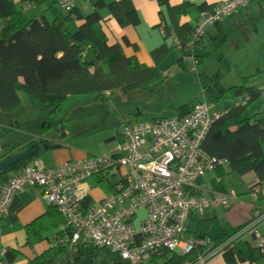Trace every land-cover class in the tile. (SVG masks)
Listing matches in <instances>:
<instances>
[{
  "label": "trees",
  "instance_id": "trees-1",
  "mask_svg": "<svg viewBox=\"0 0 264 264\" xmlns=\"http://www.w3.org/2000/svg\"><path fill=\"white\" fill-rule=\"evenodd\" d=\"M86 1L75 3L69 10L60 6L61 12L50 22L45 15L29 18L13 0H0V162L34 143L39 146L27 160L0 171V190L15 174L40 159L46 150L45 143L50 147L45 141L46 132L54 129L59 140L70 134L66 120L58 117L69 97L91 94L107 102L139 89L150 90L153 84L164 79L161 66L178 48L188 52L176 61L182 70L187 69L190 59L201 63V53L205 50L221 59L225 43L241 44L240 16L246 14L253 22L259 19L241 8L196 34L200 15L211 12L218 4L197 5L184 1L172 5L170 0H154L160 7L158 28L163 30L164 41L151 51L153 64L149 66L126 53V48H138L127 36L111 42L106 32V16L122 28L136 27L140 23L137 12H126L116 0H95L93 9L84 13L81 5ZM187 16L191 20L183 21ZM260 19L264 22V8ZM71 23H78V27L71 30ZM263 75L264 69H257L243 76L239 85L229 88L223 87L220 72L199 74V80L207 100L216 107L224 105L217 111L219 116L213 120L202 143L203 152L209 158L227 161V165L216 166L209 172L212 190L229 192L225 181L228 174L235 173L242 178L254 174L258 181L250 192L259 189L264 202V110L250 111L264 96V85L254 84V79ZM22 92L40 101L41 115L37 119L20 122L15 118L22 107ZM194 105L187 103L178 107V116L187 114ZM124 176V170L116 166L91 178L109 195L124 184ZM81 204L88 208L95 201L88 194ZM262 221L264 209L258 210V215L253 213L248 222L237 227L227 226L224 234L211 239L207 236L212 219H201L195 230L185 228L184 238L194 242L189 253L164 248L151 255L150 263L199 264L202 256L207 257V262L216 253H222L227 264H264V248L259 246L255 230ZM26 234V245L30 247L43 241L49 245L26 264H130L108 248L72 243L73 226L53 205L26 226ZM247 234L251 235V242L245 241L244 251L236 243ZM16 258L17 252L11 249L1 256L6 263Z\"/></svg>",
  "mask_w": 264,
  "mask_h": 264
},
{
  "label": "built area",
  "instance_id": "built-area-1",
  "mask_svg": "<svg viewBox=\"0 0 264 264\" xmlns=\"http://www.w3.org/2000/svg\"><path fill=\"white\" fill-rule=\"evenodd\" d=\"M81 1L59 0V4L69 10ZM250 1L219 3L211 12L200 15L196 34ZM215 108L205 99L182 116L127 124L121 141L107 157L71 159L52 169L34 160L2 186L0 222L16 195L42 187L49 203L73 226L72 243L108 248L130 264H149L151 255L164 248L189 253L194 242L184 238L188 217L239 201L234 191L211 192L201 180L216 166L227 165L225 160L209 158L202 149L213 120L219 116L213 112ZM116 166L124 170V184L98 204L83 208L82 200L89 194L83 181ZM251 195L257 198L258 191ZM140 211L146 215L136 225ZM253 213L258 215V210ZM256 233L259 246L264 248V234ZM206 260L202 256L198 263L206 264Z\"/></svg>",
  "mask_w": 264,
  "mask_h": 264
},
{
  "label": "crops",
  "instance_id": "crops-1",
  "mask_svg": "<svg viewBox=\"0 0 264 264\" xmlns=\"http://www.w3.org/2000/svg\"><path fill=\"white\" fill-rule=\"evenodd\" d=\"M58 1L59 0H13V3L17 8L22 9L29 18L32 19L40 18V16L45 15L47 20L52 22L55 16L61 12V7ZM94 1L95 0H88L82 3L81 8L84 13H87L93 9ZM106 1H110V0H106ZM116 1L126 12L136 11L139 16L140 23L136 27L129 26L126 28H122L116 23V21L112 20L109 16H106L105 13L106 16L105 18L107 20L106 32L110 37V41L114 42L118 39H121L124 36H127V38H129V40L132 43L136 44L138 48L137 50H134L132 48H126V53L130 56L131 55L136 56L140 62L151 66L153 64V60L151 58V51L154 48L160 46L164 41L162 35L163 30L158 28L160 24L159 5L154 0H116ZM184 1H190L197 5L206 2L207 4L215 6L225 0H170V4L177 5ZM251 7H253V10H250ZM263 8H264V0H252L243 9L245 13H249L250 15L253 16H256L255 13L258 12L259 14L257 15L259 16ZM245 15L246 14L240 16L242 25L245 24V20L243 22L244 18H247L248 22H253V20L246 17ZM190 20L191 18L188 16L183 18V21L186 22ZM69 27L71 30H75L78 27V23H71ZM243 29L244 27L242 26V30ZM240 42L242 44L241 38H240ZM235 45L237 44L235 43ZM263 47H264V41H263ZM175 52H177L178 58L188 53L186 50H183L182 48H178ZM261 65H262L261 63L254 64V72L257 71V69L263 70L264 68H262ZM163 74L164 76L166 75L164 70H163ZM254 84L257 86L264 85V75L254 79ZM70 98L74 100L75 96L69 97L67 100H69ZM79 101L80 102H76L78 103L76 104V109L84 108V106H82L81 104L82 103L81 99ZM88 101L92 102V106L93 104L101 103L103 106L96 105V107L103 109L106 113V116L107 115L110 116L111 114L112 115L111 120H113L116 123V126H119L123 123V119H122L123 116H120V118L117 117L118 115H120L118 106H114L113 109L115 110L113 111V113L111 112L113 109L109 110L107 109V107H105V106L114 105L111 104L110 102L112 100L106 102V101L97 100L94 97V99H90ZM256 104L259 105L258 107H256V110L254 111H263L264 96ZM252 107L250 108V110L252 109ZM66 125H67V129L69 130V126L67 122ZM70 135L71 133L68 136H65L59 140L55 134H49V132L45 133L44 136L45 141L48 144H50V147L44 151V153L41 155L39 159L44 168L52 169L66 162L67 160L81 159L88 156H95L91 152L93 151V149L80 148L78 146L79 143L77 141L79 137H81L79 133L77 136L74 134L76 137L75 140H72L71 143L70 140H68ZM120 137H122V134H120ZM112 139H116V136L115 135L111 136L110 140ZM117 139L118 141H121V139L119 138ZM116 145L110 148V152H109L110 154L112 153ZM206 176L204 179V183L209 187V190L211 192H214L212 190L210 183L207 182ZM242 179H243V185L245 187V190L243 191H238V190L236 191L234 189L230 190V188L226 184L227 191L229 192L234 191L235 193H237L239 196V201L232 202L230 206L227 208L220 206L214 209H210L204 212L203 214H191L186 223V230L187 231L195 230L199 220L201 219H212V226H213L214 219L218 218V216H220L219 214H222L221 218L223 220V227L226 230L227 226L237 227L248 222L249 219L252 217L253 212L256 209L257 210L264 209V202L263 200H261L262 192L259 189H256L258 191L257 198H254L250 192L252 189L251 187L255 186L258 181L257 177L254 174H250L246 177H243ZM83 186L87 188V190L89 191V196L93 198L95 204H98L106 195H108V193H106L100 186L96 185L94 178H89L84 180ZM249 195L251 196V199L247 197ZM50 207L51 205L47 199L46 192L42 188L26 189L12 199L7 215L4 218H2L0 222L1 225L0 226L1 227L0 228V264H26L28 260L35 258L36 256L42 254L45 250H47L49 246L47 244V241L38 243L33 247L26 245V241H27L26 226L30 222L44 215L50 209ZM204 214L207 216H205ZM193 216H197V217L203 216V217L198 219L197 221H194L196 222V224L194 229L191 230L189 229L188 226H189V220H191ZM257 229L264 233V221H262L258 225ZM207 237L211 238L210 232ZM245 241L251 242L250 234H247L245 237H243L241 240H239L236 243V245L239 246V248L244 249V251L246 248ZM8 249L17 252V258L12 263H6L1 260V256ZM206 264H226V263L223 257L219 256L215 261L211 263L207 261ZM239 264H248V263L244 262Z\"/></svg>",
  "mask_w": 264,
  "mask_h": 264
},
{
  "label": "rangeland",
  "instance_id": "rangeland-1",
  "mask_svg": "<svg viewBox=\"0 0 264 264\" xmlns=\"http://www.w3.org/2000/svg\"><path fill=\"white\" fill-rule=\"evenodd\" d=\"M250 10H253V7ZM257 14L259 13H255L256 16H258ZM258 17L259 19L255 23L248 22L247 18L243 19L245 24H243L244 29L240 34L242 44L237 46L233 41L225 43L221 48V59L205 50L201 53L203 58L201 63L196 64L193 59H190L187 69L182 70L176 64L177 52H172L161 66L166 74L162 81L153 84L150 90L139 89L114 98L110 101L114 105L105 106L109 110L113 109L114 106L119 107L120 115L117 117L123 116V123L119 126H116V123L111 120V114L106 116L103 109L96 107V105L103 106L101 103L92 106V102L88 100L94 99V95L78 96L81 98L75 96L74 100L70 98L67 102L65 101L66 104H63L58 117H63L69 126L71 135L68 140L71 143L79 133L81 137L77 142L80 148H91L93 149L91 151L93 155L107 157L110 155V148L119 142L117 138L121 139L120 134L123 133L125 125L148 121L156 117H175L178 115L177 109L181 105L207 100L206 95L202 92L199 74L213 75L220 72L223 87L229 88L233 85H239L243 76L254 73V64L261 63L262 68H264V22L260 19V15ZM194 64L196 65L194 66ZM20 95L23 101L22 107L17 110L15 118L22 122L40 117V101L23 92ZM80 99L84 108L76 109V104H78L76 102H80ZM258 105H254L250 111L254 112ZM223 106V104L217 105L213 112L221 110ZM114 110L111 112L113 113ZM54 132V129L49 130V134H54ZM113 135L116 136V139L110 140ZM211 175L212 173L207 174V182H209ZM225 181L230 190H245L242 177L237 176L235 173L228 174ZM247 197L251 199L250 195ZM145 215V211L139 212L136 225H139L140 220ZM219 215L218 218L214 219L210 230L211 238H216L226 231L223 227L222 214ZM202 217L193 216L189 220V229L193 230L196 224L194 221ZM258 231L264 234L260 230ZM219 256L223 257V254L216 253L208 262L215 261Z\"/></svg>",
  "mask_w": 264,
  "mask_h": 264
},
{
  "label": "water",
  "instance_id": "water-1",
  "mask_svg": "<svg viewBox=\"0 0 264 264\" xmlns=\"http://www.w3.org/2000/svg\"><path fill=\"white\" fill-rule=\"evenodd\" d=\"M43 147H44V149L48 148L46 143ZM38 149H39L38 144L34 143L25 151L19 152L15 155L9 157L8 159L1 161L0 162V171L8 169V168L14 166L15 164H17L21 161L27 160L29 157L33 156L38 151Z\"/></svg>",
  "mask_w": 264,
  "mask_h": 264
}]
</instances>
